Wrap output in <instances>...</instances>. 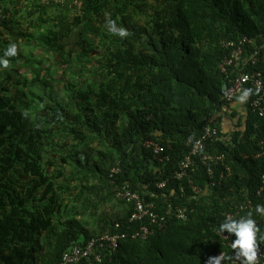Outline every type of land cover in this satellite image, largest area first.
<instances>
[{
  "label": "trees",
  "instance_id": "obj_1",
  "mask_svg": "<svg viewBox=\"0 0 264 264\" xmlns=\"http://www.w3.org/2000/svg\"><path fill=\"white\" fill-rule=\"evenodd\" d=\"M106 15L130 35L111 34ZM241 36L247 54L262 43L264 0H0V56L17 44L0 69V264H58L70 245L104 232L128 236L102 250L100 262L78 264H207L235 252V235L219 230L230 212L251 213L264 235L255 211L264 205V117L250 111L254 94L230 135L220 127L240 71L219 69L232 50L223 43L236 46ZM243 69L264 76V57ZM206 125L221 136L206 151L224 153L230 171L193 197L176 172ZM146 139L167 159L154 158ZM199 155L190 178L205 189L223 167L212 163L209 178ZM118 164L116 183L130 184L161 216L170 204L185 206L187 219L168 216L165 230L132 239L146 222L128 221L131 206L117 199L102 209L115 199L108 171ZM244 201L251 208L235 213Z\"/></svg>",
  "mask_w": 264,
  "mask_h": 264
},
{
  "label": "built area",
  "instance_id": "obj_2",
  "mask_svg": "<svg viewBox=\"0 0 264 264\" xmlns=\"http://www.w3.org/2000/svg\"><path fill=\"white\" fill-rule=\"evenodd\" d=\"M249 41L247 37H242L237 45L235 46L232 41L224 42V46H232V50L229 56H226L219 64V68L221 72L225 75H229V71L232 68L236 71L239 69L238 76L234 79L233 84L227 90L228 99L233 98L234 95L239 93L241 89H243L244 84H250L254 90L257 88L260 89L258 94H254V96L250 100V109L253 113L258 115L259 117H264V76L262 71L253 70L252 72L244 71V66L248 63L255 64L258 62L259 57H264V39L261 41L262 43H258L257 47L251 50L248 54H245V46ZM218 129L215 126L206 125L202 133L192 142L190 151L183 157V159L179 162V170L176 172V177L181 179L183 177H187L189 182L191 183V188L193 189V196H197V194L201 191L197 186L192 184L191 172L196 167V156H198V161H200L203 165H205L206 171L209 176L213 175V168L211 164L219 163L223 166V170L220 172L219 182L212 180L210 181V185L214 186L215 184H220V180L226 172L230 170L229 166L225 164V154L221 152L211 153L206 151L207 142H213L214 140H218ZM149 142H147L148 145ZM150 144V143H149ZM151 145L153 146V152L155 158L159 162H163L167 159V156H160L159 154L163 151L162 146L157 144L156 142L151 141ZM260 149L262 150L261 154H264V140L260 141ZM258 156V155H257ZM114 172H118L119 168H114ZM264 179V174L262 175ZM159 189H162L166 185V181H161L156 183ZM125 186L121 191L117 190V195L122 198H126L133 203V211L129 217L130 222H142L143 220H148L149 223L145 225H141L137 230L130 233L131 238H141L145 239L147 236L152 233L154 226L157 225L158 228L164 230L167 226V217L161 216L160 213L155 211V206L150 203H145L140 196L126 189ZM183 190V188L181 189ZM261 190V189H260ZM258 190L257 194L260 193ZM244 208H251L248 204V201L237 203L234 206L235 213L239 212ZM166 214L174 215L179 218H184L187 214V208L183 207H172V205H168L166 209ZM234 213L230 212L227 216L233 217ZM155 224V225H154ZM118 227V224L115 225ZM127 233H110L104 232L101 235H96L88 238L86 241H80V243H73L70 247H68L65 251L62 252L61 258L58 264H78L83 260L100 262L102 259L101 251L106 249L108 251H114L120 242V240L126 238ZM264 260V249L260 246V250L258 252V261L261 264ZM226 264H240L238 260L234 258L231 261L226 262Z\"/></svg>",
  "mask_w": 264,
  "mask_h": 264
},
{
  "label": "clouds",
  "instance_id": "obj_3",
  "mask_svg": "<svg viewBox=\"0 0 264 264\" xmlns=\"http://www.w3.org/2000/svg\"><path fill=\"white\" fill-rule=\"evenodd\" d=\"M44 1H47V0H44ZM54 1L55 2H58V1H63V0H54ZM106 27H107V30L111 34H113L115 36H118L120 38H127L130 35V32L128 31V29H126L125 27H122V26H118L117 22L115 20H113L110 15H106ZM242 37H244V36H241L239 39H241ZM225 42H229V41H225ZM248 42H250V40ZM257 46L258 45L256 44L251 50H253ZM245 54H247V53H245ZM16 55H17V44L16 43H10L8 45V47L4 50L3 55L0 56V69H7L9 67V59H7V58L8 57H14ZM251 65H254V64H251ZM259 91H260L259 88H257L255 90V93H254V91H253L252 88H243V89H241L240 94L237 97V101L240 104H244V103H246L248 101V99H249L250 96H252L253 94H258ZM250 111H251V109H250ZM218 135H219L218 138H220L221 136H220L219 130H218ZM151 141L156 142L157 144H159L160 146H162L158 141H156L154 139H146V141L144 142V145L147 146V147H152V149H153V146L151 145ZM147 142H149L150 144L148 143V145H147ZM213 142H207L206 146L208 144H210V143H213ZM162 148H163V146H162ZM153 156H154V152H153ZM136 158L139 161H141V157L140 156H137ZM154 158H155V156H154ZM217 164H219V163H217ZM178 166H179V164H178ZM114 168H119V171L118 172H114L113 171ZM121 171H122L121 170V166H119V164L118 165L111 166L110 169H109V171H108V182H109V185L112 186V191L115 193L114 194L115 200H117V199L122 200V201L125 202V205L127 204V205H130L131 206V211H130V213L128 215L130 217V215H131V213L133 211V203L130 200H127L124 197L122 198L121 196H118L117 195V190H120L121 191L125 186H127L126 189H129V191H131V192L137 193L140 196V198L145 203H150V202L144 200V198H142V196L139 194L138 191L133 190L131 188L130 184H128V183H116L115 182V176L118 175V174H120ZM211 177L212 176H209V178H211ZM209 182L210 181H207L206 182L205 189H202V188H200V187L197 186L198 189L201 190L197 194V196H199L200 194L201 195L202 194H209L207 192H209V189L211 187H213V186L210 185ZM255 211L259 215L264 216V205L258 204L256 206ZM168 216L173 217L174 215H168ZM174 217L177 218V219H180V220H185V219H187V214L185 215L184 218H179V217H176V216H174ZM143 222H146L145 224H148L149 223V221L146 220V219L143 220L142 222H139V223H143ZM167 226H168V222H167ZM167 226H166V228H167ZM154 227H155V228H153L154 231H152V233H150L147 236V238L150 235H152L155 231L161 230L160 228L157 227V225H155ZM219 230L221 232H225V230H227V232L229 234H234L235 235V239L232 240V243H231V248L233 250H235V252H234L233 256H227L224 253H220L218 256L209 257V259L207 261V264H222V261H224V260L231 261L233 258L235 260H238L240 262V264H259V261H258V252L260 250L261 242H264V235L259 236V239H258V233L260 232V229H259V227L257 225L256 220H254L252 218V214L251 213H249L246 217H241L239 219H234L231 216H227L225 218L224 222L219 225ZM131 232H133V231H131ZM147 238H145V239H147ZM132 239H141V238H132ZM145 239H141V240H145Z\"/></svg>",
  "mask_w": 264,
  "mask_h": 264
},
{
  "label": "crops",
  "instance_id": "obj_4",
  "mask_svg": "<svg viewBox=\"0 0 264 264\" xmlns=\"http://www.w3.org/2000/svg\"><path fill=\"white\" fill-rule=\"evenodd\" d=\"M240 94V92L237 94L236 98L234 99V102L231 104V108L229 110H225L224 112L219 114L220 117V127L222 132L230 135L233 129H235L236 122L242 118L244 114V108L245 103L240 104L237 101V97ZM237 112L236 115L232 116V113Z\"/></svg>",
  "mask_w": 264,
  "mask_h": 264
},
{
  "label": "rangeland",
  "instance_id": "obj_5",
  "mask_svg": "<svg viewBox=\"0 0 264 264\" xmlns=\"http://www.w3.org/2000/svg\"><path fill=\"white\" fill-rule=\"evenodd\" d=\"M54 87L58 88V85L56 84ZM78 202L80 203L79 199ZM75 203V202H74ZM73 203V204H74ZM104 206V207H103ZM114 206H118V203L115 202V199H110L106 204L102 205V209H106V210H110V208L108 207H114ZM83 218V217H82ZM88 218V217H87ZM85 219V218H84Z\"/></svg>",
  "mask_w": 264,
  "mask_h": 264
}]
</instances>
